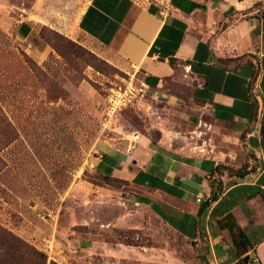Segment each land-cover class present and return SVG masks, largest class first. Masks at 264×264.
<instances>
[{"label": "rangeland", "instance_id": "1", "mask_svg": "<svg viewBox=\"0 0 264 264\" xmlns=\"http://www.w3.org/2000/svg\"><path fill=\"white\" fill-rule=\"evenodd\" d=\"M88 1L0 0V224L60 264H207L94 158L161 127L196 126L200 153L222 157L228 183L254 154L203 112L186 80L152 90L80 32Z\"/></svg>", "mask_w": 264, "mask_h": 264}, {"label": "crops", "instance_id": "2", "mask_svg": "<svg viewBox=\"0 0 264 264\" xmlns=\"http://www.w3.org/2000/svg\"><path fill=\"white\" fill-rule=\"evenodd\" d=\"M168 13L143 0H89L77 26L144 84L184 79L192 99L254 154L228 183L219 155H204L199 128L161 127L93 161L103 175L133 185L154 214L195 243L209 264H264V0H171ZM29 29V25H23ZM174 61V63H172ZM161 90V89H160ZM245 135L243 136V133ZM224 189L209 205L212 192ZM231 216L237 226L228 228ZM227 218V220H226ZM240 234L244 243L240 242Z\"/></svg>", "mask_w": 264, "mask_h": 264}, {"label": "trees", "instance_id": "3", "mask_svg": "<svg viewBox=\"0 0 264 264\" xmlns=\"http://www.w3.org/2000/svg\"><path fill=\"white\" fill-rule=\"evenodd\" d=\"M174 63V61H172ZM224 164L217 167V171L224 174ZM248 172V167H243L236 172L239 178H243ZM99 173V172H98ZM108 182H125V180L113 177L110 175H103L99 173ZM127 182V181H126ZM221 186L218 188L219 191L212 192L210 199L207 200L200 208L203 209L204 205H209L211 202L218 198V194L224 189L223 183L220 180ZM228 219H232L231 216ZM227 220V218H226ZM237 226L236 222L232 219L228 224V228L234 233V228ZM240 242L244 243V237L242 234L239 235ZM206 259V257H205ZM247 259H242L236 264H247ZM209 264L208 262H206ZM0 264H60L55 260H49L46 252L38 249L34 245L30 244L20 236L14 234L12 231L0 224Z\"/></svg>", "mask_w": 264, "mask_h": 264}, {"label": "built area", "instance_id": "4", "mask_svg": "<svg viewBox=\"0 0 264 264\" xmlns=\"http://www.w3.org/2000/svg\"><path fill=\"white\" fill-rule=\"evenodd\" d=\"M143 1L158 6L161 9L162 14L168 13L172 5L171 0H143Z\"/></svg>", "mask_w": 264, "mask_h": 264}]
</instances>
